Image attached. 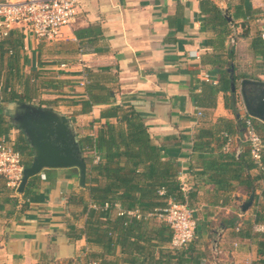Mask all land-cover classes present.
Wrapping results in <instances>:
<instances>
[{"label": "crops", "instance_id": "crops-1", "mask_svg": "<svg viewBox=\"0 0 264 264\" xmlns=\"http://www.w3.org/2000/svg\"><path fill=\"white\" fill-rule=\"evenodd\" d=\"M263 22L264 0H80L58 39L38 38L18 25L0 33V94L8 84L31 97L24 102L66 114L80 140L97 136L107 121L103 110L132 107L147 125L148 145L158 147L159 179L173 159L197 222L195 239L173 249L170 226L137 204L125 208L137 221L109 251L85 234L76 237L87 218L83 204L70 202L72 194L87 197L78 168L44 169L42 184L27 196L0 178V264H264L263 182L246 184V174L260 169L238 159L248 145L234 133L240 122L223 88L233 70L239 94L243 79L264 80ZM90 84L109 87L112 96L82 111ZM12 100L19 101L0 102L4 123H13ZM256 123L264 135V121ZM14 126L0 135L23 145L26 136ZM224 132L234 137L229 149ZM140 151L135 182L146 189L149 152ZM96 154L105 159L104 152L84 151L94 163ZM156 186L160 196L166 193L158 180ZM251 193L253 203L243 211ZM89 206L97 207L91 200ZM125 209L117 202L112 218Z\"/></svg>", "mask_w": 264, "mask_h": 264}, {"label": "trees", "instance_id": "trees-1", "mask_svg": "<svg viewBox=\"0 0 264 264\" xmlns=\"http://www.w3.org/2000/svg\"><path fill=\"white\" fill-rule=\"evenodd\" d=\"M262 40H264L263 36ZM233 72L231 78L224 80L223 88L226 93H228L226 95V105L238 116L237 120L240 122L238 130L234 133L237 134L241 142H244L245 124L244 118L241 116L240 112L241 109L244 111V106L243 102L241 103L239 99L238 92L232 90L233 80L237 86V80ZM26 82L30 81L27 80ZM8 87L9 85L6 84L4 86V94H0L1 103L8 99H17L23 102L31 99L27 94H21L13 88L8 90ZM29 87L30 86H27L28 89H31ZM87 93L88 99L81 100L83 104L82 111L91 107L93 103H98L104 99L107 101L112 96V90L109 87H102L98 84L88 85ZM100 116L106 118L107 121L103 124L102 128L98 130L97 136L95 137L88 134L82 136L80 141L82 142L84 151L96 150L104 152L105 159L94 163L93 156H85L87 177L84 186L87 191V197L83 194H72L70 196V202L83 204L82 213L87 214L86 222L82 228H79V234L76 237L85 234L88 241L104 243L110 251L112 245L120 241L121 234L132 228L135 221H137L135 218L136 216L131 217L126 213L127 211L125 208H134L138 204L141 209L151 212L156 208L166 206L170 199L187 203L189 206L190 204L187 202V197L177 178V164L173 159L167 160L164 169L161 170L159 179L157 168H155L159 161L158 147L153 143H149L148 145L147 140H149L150 134L147 125L142 121L136 110L132 107L125 108L123 106L114 105L103 110ZM112 118H116L117 122L109 120ZM10 126H14L11 121H5L4 123L1 119L0 133L4 132L5 127ZM14 127L19 128L18 126ZM229 130L230 129L227 131ZM20 132L25 135L23 130L20 129ZM262 137L264 141V135H262ZM14 147L22 152L23 163L25 167L28 166L32 162L33 151L26 138L23 145L16 144ZM120 147H123L122 153L127 155L124 165H121L119 162L121 158V153L119 151ZM142 147H145L149 152L146 161L150 163V166L147 168L146 173L148 177H151V182L146 189L135 182V171L142 161V157L140 156ZM26 156H29V158H26ZM244 157H246L244 166L247 169L258 168L251 157L249 148L245 150L244 154L241 153L238 159L241 161ZM259 169V173L253 177L246 174V184H248L249 180L250 185L254 187L255 181L259 182L261 180L263 182L262 194L264 197V150L263 166ZM0 178L5 179L2 176H0ZM41 180L43 179L39 174L31 177L26 185L24 195H29L31 190L36 186V183L42 184L40 182ZM157 180L160 184H163L166 189V193L162 196L158 194L156 186ZM6 185L7 188L15 190L13 187L9 186L7 182ZM12 200L15 204L18 203L17 198H13ZM89 200L97 207H90ZM117 202H120L125 210L117 215L116 218H112L111 213L115 209ZM26 207H28V204L24 202L23 210H25ZM82 213H76L75 217H79ZM91 263L95 264L96 262ZM163 264H171V262L165 260Z\"/></svg>", "mask_w": 264, "mask_h": 264}, {"label": "built area", "instance_id": "built-area-1", "mask_svg": "<svg viewBox=\"0 0 264 264\" xmlns=\"http://www.w3.org/2000/svg\"><path fill=\"white\" fill-rule=\"evenodd\" d=\"M80 0H0V33L8 35L14 26H21L34 36L55 40L61 35L62 28L70 24L77 14ZM264 34V22L261 25ZM245 109V107H244ZM244 142L258 168L263 166L264 141L256 123V117L244 111ZM225 148H231L234 137L224 132ZM96 154V160H99ZM23 154L14 147L7 136L0 135V176L7 184L17 190L24 172ZM140 217L139 211L136 212ZM156 215L165 221L172 230L171 248L181 249L196 236L194 210L187 203L170 200L169 203L147 214Z\"/></svg>", "mask_w": 264, "mask_h": 264}, {"label": "water", "instance_id": "water-1", "mask_svg": "<svg viewBox=\"0 0 264 264\" xmlns=\"http://www.w3.org/2000/svg\"><path fill=\"white\" fill-rule=\"evenodd\" d=\"M249 87L252 93L248 95ZM232 90L237 91L234 80ZM240 92L247 113L264 121V80L243 79ZM7 106L13 123L24 131L33 151L32 162L24 168L17 192H24L28 180L47 168L76 167L79 170L80 185L84 186L87 163L80 138L68 116L51 107L30 102L12 100ZM254 197L255 194L251 193L243 201V211L250 208Z\"/></svg>", "mask_w": 264, "mask_h": 264}, {"label": "rangeland", "instance_id": "rangeland-1", "mask_svg": "<svg viewBox=\"0 0 264 264\" xmlns=\"http://www.w3.org/2000/svg\"><path fill=\"white\" fill-rule=\"evenodd\" d=\"M238 96H239V99H240V101L242 103L243 102V98L241 96V93L240 94L238 93ZM243 106H244V104H243ZM84 131L88 132L89 131V128L88 127L84 128Z\"/></svg>", "mask_w": 264, "mask_h": 264}, {"label": "flooded vegetation", "instance_id": "flooded-vegetation-1", "mask_svg": "<svg viewBox=\"0 0 264 264\" xmlns=\"http://www.w3.org/2000/svg\"><path fill=\"white\" fill-rule=\"evenodd\" d=\"M240 93H241V92H240ZM247 93H248V95L252 93V88H251V87L248 88Z\"/></svg>", "mask_w": 264, "mask_h": 264}]
</instances>
